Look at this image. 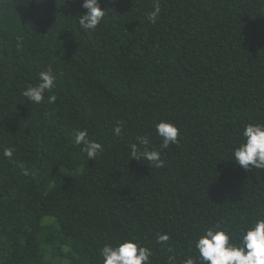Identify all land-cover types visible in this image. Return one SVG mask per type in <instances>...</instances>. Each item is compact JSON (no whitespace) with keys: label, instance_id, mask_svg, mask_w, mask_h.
Masks as SVG:
<instances>
[{"label":"trees","instance_id":"16d2710c","mask_svg":"<svg viewBox=\"0 0 264 264\" xmlns=\"http://www.w3.org/2000/svg\"><path fill=\"white\" fill-rule=\"evenodd\" d=\"M82 2L0 0V264H104L125 239L184 264L214 226L238 243L264 219V169L232 160L264 123V0H99L88 32ZM49 67L54 88L28 102ZM161 120L180 130L162 166L131 158L137 136L160 148ZM78 130L102 144L94 160Z\"/></svg>","mask_w":264,"mask_h":264},{"label":"clouds","instance_id":"9594fccd","mask_svg":"<svg viewBox=\"0 0 264 264\" xmlns=\"http://www.w3.org/2000/svg\"><path fill=\"white\" fill-rule=\"evenodd\" d=\"M27 2V0H25ZM82 7L87 11L79 15V27L88 32L94 31L105 17V9L101 8L99 0H83ZM161 12L159 3L147 15V20L155 24ZM19 39V38H18ZM39 83L28 86L22 91V96L32 104H40L45 99V93L51 91L56 83V77L51 67L39 72ZM48 103L56 101L55 95L47 98ZM156 135L161 139L159 149L151 148L150 137L137 136V143L131 147V158L143 159L156 167H161V152L172 144L179 142V128L170 121L161 120L155 124ZM113 134L120 136L122 124L117 122L112 129ZM242 141L233 149V161L245 171L252 168L264 169V123H248L240 134ZM75 143L82 145V151L89 160H94L103 151L100 142L88 138L87 130H78ZM3 157L11 159L13 150L5 148ZM158 242H166L167 235H159ZM198 253L196 260L188 257L184 264H264V219H258L245 229L234 242L230 235L218 226L205 229L195 242ZM104 264H149L151 252L139 246L133 239H125L116 245L106 244L100 250Z\"/></svg>","mask_w":264,"mask_h":264}]
</instances>
